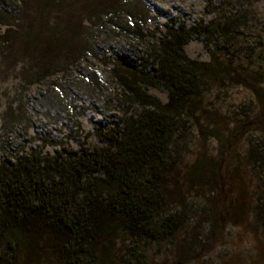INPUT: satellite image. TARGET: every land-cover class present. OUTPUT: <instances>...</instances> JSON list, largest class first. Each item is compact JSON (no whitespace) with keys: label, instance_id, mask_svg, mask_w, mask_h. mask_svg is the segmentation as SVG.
<instances>
[{"label":"trees","instance_id":"trees-1","mask_svg":"<svg viewBox=\"0 0 264 264\" xmlns=\"http://www.w3.org/2000/svg\"><path fill=\"white\" fill-rule=\"evenodd\" d=\"M228 5L212 7L207 23L167 27L149 45L143 30L153 7L147 0H0V25L12 27L0 36V76L37 61L36 53L47 47L41 57L57 55L60 64L62 55L82 53L80 60L102 44L123 108L113 128L99 133L103 146L0 161V264H123L114 255L117 237H173L185 224L176 210L189 211L186 196L199 198L210 215L216 212V162L202 151L180 183L175 147L192 120L200 134L223 143L230 138L222 131L225 122L210 120L216 114L204 109V87L264 81L261 67L220 55L233 52L249 24L244 13H229ZM108 36L127 40L139 53H126ZM194 37L215 48L210 62L185 55ZM139 54L148 62L139 65ZM43 75H36L39 82ZM151 88L166 89L167 102L149 94Z\"/></svg>","mask_w":264,"mask_h":264},{"label":"rangeland","instance_id":"rangeland-1","mask_svg":"<svg viewBox=\"0 0 264 264\" xmlns=\"http://www.w3.org/2000/svg\"><path fill=\"white\" fill-rule=\"evenodd\" d=\"M147 1L153 7L143 30L149 45L156 44L167 27L207 23L214 18L212 7L229 3V13H244L249 24L233 52L220 55L239 57L253 64L252 69L264 70V0ZM9 28L0 25V36ZM104 39L99 37L98 42ZM115 41L126 53H139L127 40ZM99 50L85 53L80 60L77 57L82 53H74L71 58L62 55L60 64L57 55L42 58L45 51L36 53L37 61L17 64L6 76H0V161L31 152L56 155L104 145L99 133L113 128L123 108L110 77L109 54L102 44ZM212 51L215 48L203 37L192 38L184 47L188 58L204 63L210 62ZM136 58L139 65L149 59L145 54ZM45 68L48 70L43 75ZM37 74L45 79L39 82ZM246 84L204 87V109L216 114L210 120L225 122L221 126L223 134L232 139L223 143L200 134L193 120L176 137L180 183L185 167L202 151L216 162L219 187H215V203L211 205L216 212L210 215L199 198L186 196L189 211L176 210L185 223L181 231L153 241L130 238L128 234L118 236L114 255L120 263L257 264L261 254L264 264V81L247 79ZM148 93L163 103L168 100L164 88H151ZM201 121L207 126V119Z\"/></svg>","mask_w":264,"mask_h":264}]
</instances>
